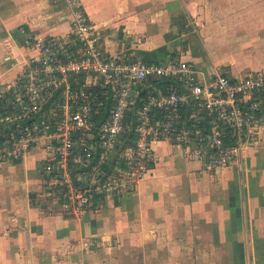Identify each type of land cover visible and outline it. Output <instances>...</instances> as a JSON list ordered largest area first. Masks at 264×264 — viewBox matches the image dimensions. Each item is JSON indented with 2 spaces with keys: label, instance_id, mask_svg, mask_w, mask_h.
I'll list each match as a JSON object with an SVG mask.
<instances>
[{
  "label": "crops",
  "instance_id": "0c3cea01",
  "mask_svg": "<svg viewBox=\"0 0 264 264\" xmlns=\"http://www.w3.org/2000/svg\"><path fill=\"white\" fill-rule=\"evenodd\" d=\"M79 1L107 55L185 60L205 78L264 71V0ZM73 19L65 0H0V83L41 42L71 38ZM155 150L136 191L80 213L49 189L45 150L0 163V264H264V138L219 171Z\"/></svg>",
  "mask_w": 264,
  "mask_h": 264
},
{
  "label": "built area",
  "instance_id": "2783aa9c",
  "mask_svg": "<svg viewBox=\"0 0 264 264\" xmlns=\"http://www.w3.org/2000/svg\"><path fill=\"white\" fill-rule=\"evenodd\" d=\"M72 37L41 42L11 83H0V163L47 152L59 206L80 213L138 189L168 141L203 170L236 164L264 138V71L200 75L185 61L107 55L79 0Z\"/></svg>",
  "mask_w": 264,
  "mask_h": 264
},
{
  "label": "rangeland",
  "instance_id": "374dc122",
  "mask_svg": "<svg viewBox=\"0 0 264 264\" xmlns=\"http://www.w3.org/2000/svg\"><path fill=\"white\" fill-rule=\"evenodd\" d=\"M240 163V161H238L236 164H239ZM90 242L91 241H87V242H85V243H88V244H90ZM96 242V241H95ZM97 243V242H96ZM96 245V244H95Z\"/></svg>",
  "mask_w": 264,
  "mask_h": 264
}]
</instances>
